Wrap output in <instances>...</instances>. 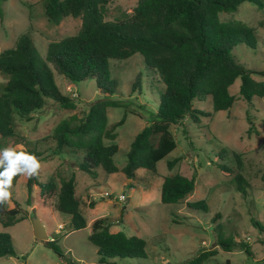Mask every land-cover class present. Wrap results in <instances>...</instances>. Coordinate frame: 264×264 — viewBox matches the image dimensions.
Returning <instances> with one entry per match:
<instances>
[{
	"label": "rangeland",
	"instance_id": "1",
	"mask_svg": "<svg viewBox=\"0 0 264 264\" xmlns=\"http://www.w3.org/2000/svg\"><path fill=\"white\" fill-rule=\"evenodd\" d=\"M137 3L138 0H111L105 11L106 20L131 13ZM1 18L0 53L13 47L18 37L27 33L38 51L40 63L46 62L51 42L74 35L82 27L81 17L67 16L58 24L51 22L45 14L43 0H6L2 4ZM221 18L243 20L257 29L255 48L238 44L231 53L238 63L255 72L256 80L264 81V4L259 7L243 2L237 11L222 12ZM109 64L110 75L118 82L114 95L100 93L95 80L70 83L53 70L59 90L74 100L75 108L48 99L44 107L33 114L32 120L18 121V138L0 135V148L43 153L37 172L41 181H47L52 175L59 181L60 175L70 176L75 172L77 191L82 198L81 211L87 220L84 229L72 230L69 214L55 210L51 201L43 208L36 185L31 204L28 202L26 174L14 177L8 207L14 208L19 203L26 218L9 227L0 224V231L11 235L16 250L15 256L0 257V264H101L97 247L88 239L93 220L101 217L111 221L112 231H124L146 241L147 258L115 259L112 264H187L206 251L216 254L205 264H264V99H243L241 80L237 79L230 87L236 101L229 110L202 117L200 124L186 118L172 125L177 147L158 162L157 174L140 168L134 179H128L122 171L108 176L100 172L94 179L77 170V156L52 153L54 141L50 136L58 123L72 116L86 115L91 104L101 99L119 103L109 108V124L120 121L125 115L126 120L118 126L116 139L106 140V143L118 145L115 162L121 168L136 135L158 119L165 91L159 74L139 53L127 59H111ZM139 73L142 88L133 91L132 85ZM6 81L0 73V85ZM194 107L212 112L211 98L194 101ZM224 148L229 155L221 157ZM235 153L242 156L246 193L238 190L233 180L236 173L230 174L219 167V164L235 166ZM176 158L178 163L169 168L168 162ZM176 173L195 177V189L179 205L163 203V180ZM91 183L95 184L89 186ZM200 200L206 201L208 210L189 207L188 203ZM34 205H37L36 212ZM34 215L40 218L50 240H57L63 257L34 236ZM222 234L223 238L234 240L230 251L219 244L218 237Z\"/></svg>",
	"mask_w": 264,
	"mask_h": 264
},
{
	"label": "trees",
	"instance_id": "2",
	"mask_svg": "<svg viewBox=\"0 0 264 264\" xmlns=\"http://www.w3.org/2000/svg\"><path fill=\"white\" fill-rule=\"evenodd\" d=\"M5 1L0 0V18ZM43 1L45 14L51 22L58 24L67 16L81 17L82 27L74 35L51 42L46 62L40 63L38 51L27 33L20 35L13 47L0 53V73L7 78L0 85L2 137L18 138V121L32 120L33 114L41 110L48 99L75 108L74 100L59 90L53 70L70 83L95 80L100 93L112 96L117 91L118 82L110 75L109 61L127 59L139 53L165 84L158 119L136 135L121 168L115 162L118 145L106 143V140L116 139L118 126L126 120L125 115L120 121L109 124V108L119 106V103L98 100L91 104L86 115L64 119L55 127L50 136L54 141L52 153L77 156V170L94 179L100 172L108 176L119 171L128 179H134L140 168L157 174L158 162L177 147L172 125L180 124L186 118L200 124L202 117L229 110L236 101L230 87L237 79L241 80L240 96L243 99H264V81L256 80L253 77L255 72L238 63L231 53L238 44L255 48L257 29L243 20L221 18L222 12L237 11L243 2L262 7L264 0H138L131 13L113 20L105 18L111 0ZM141 77L140 73L136 76L133 91L141 90ZM208 98H211L212 112L194 107V101ZM27 152L43 159L42 152ZM220 154L224 157L229 152L224 148ZM234 157L235 166L219 164V167L230 174L236 173L233 180L238 190L246 193L242 156L235 153ZM178 161L177 158L169 161V168ZM58 180L54 175L47 181L39 180L37 174L28 177V202H31L36 185L45 204L51 201L55 210L71 216L72 230L84 229L87 220L81 211L82 198L77 191L75 172L70 176L60 175ZM195 185V177L181 173L167 176L161 187V201L179 205L194 191ZM188 205L193 209L208 210L205 200ZM25 214L19 203L14 208H9L7 201L0 204V224L3 227L25 219ZM88 239L97 247L101 264H112L115 259L148 257L145 239L124 231H112L111 221L106 217L94 220ZM218 241L226 251L235 244L234 240L223 238V234L219 235ZM46 244L59 256H64L56 239ZM215 254L213 251L202 252L187 264H205ZM15 255L11 235L0 231V257Z\"/></svg>",
	"mask_w": 264,
	"mask_h": 264
},
{
	"label": "clouds",
	"instance_id": "3",
	"mask_svg": "<svg viewBox=\"0 0 264 264\" xmlns=\"http://www.w3.org/2000/svg\"><path fill=\"white\" fill-rule=\"evenodd\" d=\"M40 167L39 159L32 153L18 151L15 147L0 148V204L10 199L14 177L21 174L32 177Z\"/></svg>",
	"mask_w": 264,
	"mask_h": 264
},
{
	"label": "water",
	"instance_id": "4",
	"mask_svg": "<svg viewBox=\"0 0 264 264\" xmlns=\"http://www.w3.org/2000/svg\"><path fill=\"white\" fill-rule=\"evenodd\" d=\"M32 223H33L34 236L37 239L42 240L43 242L47 243L50 240V238L40 218L34 215Z\"/></svg>",
	"mask_w": 264,
	"mask_h": 264
},
{
	"label": "crops",
	"instance_id": "5",
	"mask_svg": "<svg viewBox=\"0 0 264 264\" xmlns=\"http://www.w3.org/2000/svg\"><path fill=\"white\" fill-rule=\"evenodd\" d=\"M128 182H130V183H131L132 181H131V180H128ZM92 184H94V183H92ZM42 201H43V199H42ZM43 205H44V207H43V208H44V209H46V208H47V204H45V203L43 202ZM36 207H37V205H34V206L32 207V208H34V209H33V210H34V212H36V210H37V208H36ZM96 219H98V218H96ZM94 220H95V219H94ZM94 220H93V221H94Z\"/></svg>",
	"mask_w": 264,
	"mask_h": 264
},
{
	"label": "built area",
	"instance_id": "6",
	"mask_svg": "<svg viewBox=\"0 0 264 264\" xmlns=\"http://www.w3.org/2000/svg\"><path fill=\"white\" fill-rule=\"evenodd\" d=\"M104 195L107 197V196H109V193L106 192ZM121 198H122V197H121Z\"/></svg>",
	"mask_w": 264,
	"mask_h": 264
}]
</instances>
